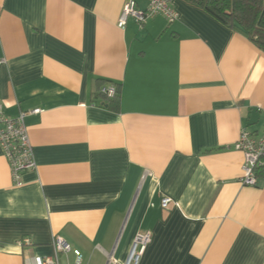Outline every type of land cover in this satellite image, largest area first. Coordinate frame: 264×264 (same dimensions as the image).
I'll return each mask as SVG.
<instances>
[{
  "label": "crops",
  "instance_id": "obj_1",
  "mask_svg": "<svg viewBox=\"0 0 264 264\" xmlns=\"http://www.w3.org/2000/svg\"><path fill=\"white\" fill-rule=\"evenodd\" d=\"M128 1L0 0V112L26 113L36 163L17 183L0 146V264L57 237L125 263L146 232L140 264H264V176L243 185L236 149L264 134V52L189 0L120 29Z\"/></svg>",
  "mask_w": 264,
  "mask_h": 264
},
{
  "label": "built area",
  "instance_id": "obj_2",
  "mask_svg": "<svg viewBox=\"0 0 264 264\" xmlns=\"http://www.w3.org/2000/svg\"><path fill=\"white\" fill-rule=\"evenodd\" d=\"M147 9H140L134 0H130L124 6L120 16L118 27L124 29L129 18H134L140 26L144 25L149 19L162 15L169 22H174L179 18V14L173 8V0H148ZM5 64V60H0V68ZM100 93L109 99L117 96L115 84L110 83L101 88ZM33 113H40L39 109ZM26 113H21L16 118H9L0 112V146L11 164L12 173L17 183H20L21 174L28 169L36 167L33 146L31 144L28 128L25 124ZM236 149L245 154V165L243 167L244 175L240 181L243 185L253 186L257 183L256 170L264 167V134L260 138L251 136L243 131ZM171 198H164L162 207L167 209L172 203ZM152 240L150 232L139 233L134 240L128 260L125 263H119L110 257L114 264H140L141 259ZM54 253L51 256L37 257L35 264H68L63 263L61 255L73 253L75 257L74 264H82L83 254L80 250L73 249L64 239L57 237L53 242Z\"/></svg>",
  "mask_w": 264,
  "mask_h": 264
},
{
  "label": "trees",
  "instance_id": "obj_3",
  "mask_svg": "<svg viewBox=\"0 0 264 264\" xmlns=\"http://www.w3.org/2000/svg\"><path fill=\"white\" fill-rule=\"evenodd\" d=\"M204 9L220 22L242 32L259 49L264 52V0H189ZM108 81L99 82L98 93ZM120 98V86L115 84ZM101 94V93H100ZM106 97V96H105ZM257 177L264 176V167L256 170Z\"/></svg>",
  "mask_w": 264,
  "mask_h": 264
}]
</instances>
